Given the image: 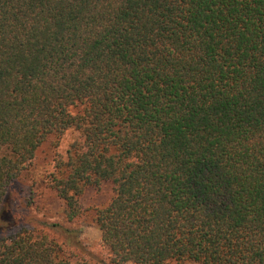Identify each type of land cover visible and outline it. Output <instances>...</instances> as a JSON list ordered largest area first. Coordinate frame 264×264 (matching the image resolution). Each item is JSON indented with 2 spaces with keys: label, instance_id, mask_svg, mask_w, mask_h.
Masks as SVG:
<instances>
[{
  "label": "trees",
  "instance_id": "trees-1",
  "mask_svg": "<svg viewBox=\"0 0 264 264\" xmlns=\"http://www.w3.org/2000/svg\"><path fill=\"white\" fill-rule=\"evenodd\" d=\"M69 131L0 264H264V0H0V208Z\"/></svg>",
  "mask_w": 264,
  "mask_h": 264
},
{
  "label": "rangeland",
  "instance_id": "rangeland-1",
  "mask_svg": "<svg viewBox=\"0 0 264 264\" xmlns=\"http://www.w3.org/2000/svg\"><path fill=\"white\" fill-rule=\"evenodd\" d=\"M76 133L67 132L57 148L42 147L37 152L31 167L33 180H17L13 182L0 208V238L12 228L36 223H62V205L55 193L46 187L43 176L53 167L54 157H64ZM34 182V184H33ZM112 197L109 184L98 188H89L81 198L83 207H104ZM81 240L83 244L97 257L104 259L107 251L100 242V233L96 227H85ZM194 264V263H185Z\"/></svg>",
  "mask_w": 264,
  "mask_h": 264
}]
</instances>
